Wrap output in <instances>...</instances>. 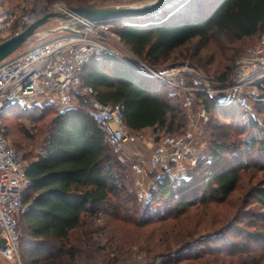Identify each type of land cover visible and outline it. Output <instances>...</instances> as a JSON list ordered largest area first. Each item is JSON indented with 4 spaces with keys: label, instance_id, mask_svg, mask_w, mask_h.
Segmentation results:
<instances>
[{
    "label": "trees",
    "instance_id": "obj_1",
    "mask_svg": "<svg viewBox=\"0 0 264 264\" xmlns=\"http://www.w3.org/2000/svg\"><path fill=\"white\" fill-rule=\"evenodd\" d=\"M53 1H62L68 7L88 2ZM50 10L44 8L38 16ZM123 21L128 24L123 25ZM111 22L115 24L112 31L127 49L151 67L161 68L194 42L193 57L216 37L240 40L259 36L264 32V0H176L149 15ZM230 65L219 74L204 71L212 75L215 86H221L231 79ZM81 81L92 87L98 101L122 106L125 124L132 133L150 129L158 141L163 134L180 136L184 131L186 113L178 95L162 81L139 73L108 52L88 60ZM260 90L261 98L251 100V106H219L207 94L197 93L196 100L210 114L203 125L205 146L195 166L180 180L151 172L150 198L145 203H140L134 189L126 185L128 156L104 140L101 128L90 116L85 94L79 95L76 106L66 109L53 104L5 108L0 114V128L18 149L21 142L15 135L30 138V129L1 123L38 121L52 114L39 152L23 155L30 179L21 198L24 210L18 218L23 263L109 264L111 260L110 264H116L123 249L118 243L119 250L112 244L108 249L110 226L119 230L126 226L142 233L148 225L163 226L179 220L192 208L205 210L226 202L237 189L242 173L255 170L264 174V128L252 115L253 110L264 120V80ZM248 197L263 210L245 212L242 219L234 215L176 251L171 250L172 242L159 244L164 231L159 232L162 236L151 237L156 244L145 242L141 250L153 257L164 251L161 264H220V258L234 256L243 264V256L253 257V247L264 251V178L252 186ZM99 220L103 225L97 223ZM123 237L126 242L131 239Z\"/></svg>",
    "mask_w": 264,
    "mask_h": 264
},
{
    "label": "built area",
    "instance_id": "obj_2",
    "mask_svg": "<svg viewBox=\"0 0 264 264\" xmlns=\"http://www.w3.org/2000/svg\"><path fill=\"white\" fill-rule=\"evenodd\" d=\"M58 11L69 13L70 7L61 5ZM17 20V11L0 0V41L24 28L25 22ZM77 21L66 24L68 29L61 34L0 62V114L15 104H53L66 109L76 106L79 95L85 94L90 103V116L101 128L104 140L114 149L128 152L125 145L132 139L141 140V135H133L128 129L120 104L96 99L92 87L81 81L82 68L93 55L108 52L139 73L162 81L178 95L188 122L180 136L161 135L146 157H139L131 164L132 184L142 201L150 198L151 172L180 180L187 175L182 171L184 163L191 168L195 166L198 122H207L210 115L201 102L196 105L197 93L207 94L219 106L228 103L247 106L251 100L261 98L264 40L233 61L228 83L215 86L212 76L188 61L153 68L118 42L127 53L120 54L108 44L113 37V22H93L82 17H77ZM29 184L26 162L0 128V254L13 264H20L18 218L24 210L22 194Z\"/></svg>",
    "mask_w": 264,
    "mask_h": 264
},
{
    "label": "rangeland",
    "instance_id": "obj_3",
    "mask_svg": "<svg viewBox=\"0 0 264 264\" xmlns=\"http://www.w3.org/2000/svg\"><path fill=\"white\" fill-rule=\"evenodd\" d=\"M151 0H88L87 4L85 5H91L94 7H109V6H118V5H139L146 3ZM4 4L8 8H13L17 11V22H25L28 23V21L36 17L40 14V11L44 8H50V11H58L59 6L66 5L62 1H48V0H3ZM67 6V5H66ZM48 11V12H50ZM44 15V14H43ZM42 16V15H41ZM40 17V16H38ZM37 17V18H38ZM67 24V21L52 18L49 19L46 23L38 27L34 34L26 41L24 42L16 51H14L10 56L19 54L43 41H46L48 39H51L55 37L56 35H59L63 32L61 29L62 26H65ZM111 34L113 35L112 39L108 40V44L119 52L122 55H126V51L123 48L122 42L118 39V37L114 34V32L111 30ZM264 40V32L260 34L259 36H254L250 38H244L240 40L234 39L232 36H225V37H219V38H213L208 45L203 48L200 51V55L193 57V53L195 52L196 43H192L184 48H182L179 52L174 54V58L171 60L169 64L174 63H182L185 61H188L189 63L193 64L194 66L198 67L203 73L210 75L205 69L210 70V72H215L219 74L220 72L227 69V67L230 65V69L232 71L233 68V61L241 56H244L251 48L259 46L262 44ZM118 42H120L122 45H120ZM125 47V46H124ZM126 48V47H125ZM234 58V60L231 62V60ZM142 60V59H141ZM144 61V60H143ZM145 62V61H144ZM147 63V62H146ZM148 64V63H147ZM168 65V64H167ZM163 68V67H161ZM179 99V98H178ZM200 104V101H197L196 105ZM42 106L44 104H41ZM40 105V106H41ZM195 105V107H197ZM248 106H251V101L248 104ZM58 108V107H57ZM56 108V109H57ZM60 109V108H58ZM196 109V108H195ZM252 115L256 117L260 125L264 128V120L263 116L256 115V112L252 110ZM52 114L49 113L41 120H25L23 121H16V120H6L3 121L1 124H9L11 126H25L30 129L31 131V139L28 137H25L21 135L20 133H17L15 136L18 138V142H21V148L18 149L15 147V144L12 142V139L9 140L10 145L19 153L20 157L23 159L24 153L28 152L32 155L36 154L40 150V146L42 144L43 138L45 134L47 133V129L49 127L50 121H51ZM188 122V117L186 115V124ZM204 123H201V121L198 122L199 127V136L197 138V142L194 145L196 150V155H198L199 151L205 146V138L203 137V128ZM186 128V125H185ZM184 128V129H185ZM30 133V132H29ZM133 135H141L144 137H152L154 134L151 132L150 129H145L141 133H132ZM133 140V139H132ZM132 141L128 142L125 145V148H127L128 144H131ZM123 151V150H122ZM127 154V151H124ZM128 156V164H129V170H127L126 178L124 177V180H127L128 183L126 185H130L133 189V174L131 171V164L135 162L137 158H135L133 155ZM133 156V157H132ZM23 161L26 162V160L23 159ZM183 170L185 173L188 174L191 167L184 163ZM264 178V174L259 171H245L241 174V178L238 184L237 189L234 191V193L231 195V197L224 203H215L209 206L207 209L203 208H192L187 213L182 215L179 220L176 221H168V223H165L163 226L161 224H156L150 227L149 225L145 227L141 232L139 231H131L127 230V227H122V230L119 228H113V226L109 227V233H110V239L108 237V249L111 248V244L119 250V247L116 245L119 244L121 248V252L117 255V263L116 264H161L162 262V253L164 251H161L159 254L155 255L154 257L152 255L148 256L141 250V246L148 243L153 244L156 241H152L151 237L156 235L162 236L163 240L159 242V244L162 246L163 244L172 242V251L178 250L180 247L187 246L186 243L191 242L195 238H198L202 235H205L207 232H210V227L217 228L221 225V223L230 220V218H234L235 216H238V218L242 219L245 215V212L248 211H261L263 210L258 205L254 204L253 200H251L248 195L250 193V190L252 186L257 184L261 179ZM128 185V186H129ZM134 192L136 194V191L134 189ZM136 198L140 203H145L146 201H142L138 198L136 194ZM243 214V215H242ZM235 215V216H234ZM234 216V217H233ZM221 217L223 218L222 222ZM228 217V218H227ZM250 217H247L248 221ZM99 225L104 223V221H98ZM19 225V223H18ZM128 226V225H127ZM207 226V227H205ZM129 227V226H128ZM19 233L21 234L20 226L18 227ZM162 235L160 233H162ZM160 232V233H159ZM145 233V234H144ZM140 234H142L140 236ZM130 237L131 239H127L128 242L125 241V237ZM140 237V238H138ZM105 238L103 239V242L105 243ZM123 242L127 243L126 245H122ZM157 243V242H156ZM154 243V244H156ZM106 245V243H105ZM254 250L250 254L253 256L251 258L245 257V261L243 264H264V251L263 249H259L258 247H253ZM152 256V257H151ZM110 257V255H109ZM234 257H225L220 258V261H226V263L223 264H229L230 261L231 264H240V261ZM154 258V259H153ZM231 258V259H230ZM153 259V260H151ZM229 260V261H228ZM231 260H233L231 262ZM19 261L20 264H24L23 257L20 252V242H19ZM228 261V262H227ZM221 262H218L221 264ZM111 263V260H109V264ZM0 264H13L6 260L1 254H0ZM88 264H99L97 262H91ZM105 264V263H102Z\"/></svg>",
    "mask_w": 264,
    "mask_h": 264
},
{
    "label": "water",
    "instance_id": "obj_4",
    "mask_svg": "<svg viewBox=\"0 0 264 264\" xmlns=\"http://www.w3.org/2000/svg\"><path fill=\"white\" fill-rule=\"evenodd\" d=\"M176 0H151L139 5H118L109 7H94L91 5H81L70 7V12L50 11L34 19L17 33L0 41V62L9 57L24 42H26L35 30L46 23L49 19L57 18L67 21V24L77 23V17L93 22H111L122 18H132L149 15L166 4L174 3ZM62 30H67V26H62Z\"/></svg>",
    "mask_w": 264,
    "mask_h": 264
},
{
    "label": "crops",
    "instance_id": "obj_5",
    "mask_svg": "<svg viewBox=\"0 0 264 264\" xmlns=\"http://www.w3.org/2000/svg\"><path fill=\"white\" fill-rule=\"evenodd\" d=\"M131 141H132L131 144L129 143L127 146V150H128V152H130L129 155H133L135 158L146 157L149 154L150 149L157 142L154 140V136L144 137V138H143V136H141V140H139V141L138 140H131ZM128 152H127V154H128ZM177 167L180 168L179 166H177Z\"/></svg>",
    "mask_w": 264,
    "mask_h": 264
}]
</instances>
